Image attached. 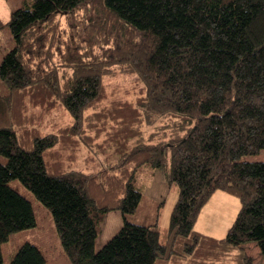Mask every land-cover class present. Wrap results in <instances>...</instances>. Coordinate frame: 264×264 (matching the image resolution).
Listing matches in <instances>:
<instances>
[{
  "label": "trees",
  "instance_id": "16d2710c",
  "mask_svg": "<svg viewBox=\"0 0 264 264\" xmlns=\"http://www.w3.org/2000/svg\"><path fill=\"white\" fill-rule=\"evenodd\" d=\"M5 26L15 45L0 62V264L10 235L37 225L15 179L52 213L71 264H252L248 242L264 257V161L242 160L264 150V0H31ZM118 76L131 98L109 96ZM58 107L72 122L57 131L13 122ZM82 147L118 160L85 173L72 167ZM144 165L177 189L165 229L159 212L129 221ZM217 190L241 203L219 239L195 228ZM116 210L121 228L95 250ZM10 264L46 258L26 242Z\"/></svg>",
  "mask_w": 264,
  "mask_h": 264
},
{
  "label": "rangeland",
  "instance_id": "374dc122",
  "mask_svg": "<svg viewBox=\"0 0 264 264\" xmlns=\"http://www.w3.org/2000/svg\"><path fill=\"white\" fill-rule=\"evenodd\" d=\"M31 0H0V18L3 22L10 20L12 12L19 7H27ZM11 29L5 26L0 32V62L5 54L14 47ZM130 77L118 76L106 80L108 93L112 99L131 98ZM9 87L0 79V95H8ZM24 117L26 125H37L44 133L57 131L72 122L69 113L62 107H58L51 112L41 109H23L22 114L18 115L13 122L18 124V118ZM83 148V149H82ZM77 162L72 167L85 173L95 172L111 162H117V157L110 152L109 155L98 156L94 160L86 159V148L82 147ZM78 155V154H77ZM244 161L255 162L264 161V150L257 155L244 156ZM0 162L5 164L7 158L0 155ZM63 162L68 165L67 154H63ZM143 196L137 211L129 216V221L134 224L148 225L155 221L159 212L160 227L168 215V211L176 203V186L169 187L161 176L157 168L150 165L140 167L136 175ZM10 186L26 197L32 204L37 225L23 231L15 232L10 235L7 242L2 244L4 264H10L18 247L28 242L39 247L46 258V264H71L64 252L59 234L57 232L54 219L50 210L39 202L34 194L27 189L19 180H11ZM164 201V206L159 211V205ZM241 208L240 200L224 191L217 190L207 204L202 209L195 228L202 235L214 238H224L233 225V222ZM123 224L120 211L108 212L101 222V232L95 241V250H100L102 246L115 235ZM164 233L162 232L163 238ZM244 248L252 258V264H264V257L260 248L255 242L244 244Z\"/></svg>",
  "mask_w": 264,
  "mask_h": 264
},
{
  "label": "crops",
  "instance_id": "0c3cea01",
  "mask_svg": "<svg viewBox=\"0 0 264 264\" xmlns=\"http://www.w3.org/2000/svg\"><path fill=\"white\" fill-rule=\"evenodd\" d=\"M175 199L177 200V195L175 196ZM175 200V201H176ZM173 207H174V202H173V206L171 207V210H169L168 212V215L166 216L167 218L166 219H164V221H163V225H162V229H165L167 226H168V224H169V219H170V215H171V212H172V210H173Z\"/></svg>",
  "mask_w": 264,
  "mask_h": 264
}]
</instances>
